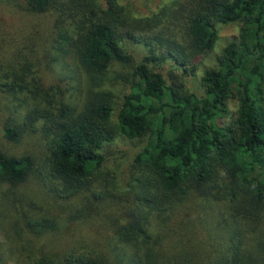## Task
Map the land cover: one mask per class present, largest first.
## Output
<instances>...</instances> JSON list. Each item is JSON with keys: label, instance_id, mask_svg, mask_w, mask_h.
<instances>
[{"label": "trees", "instance_id": "obj_1", "mask_svg": "<svg viewBox=\"0 0 264 264\" xmlns=\"http://www.w3.org/2000/svg\"><path fill=\"white\" fill-rule=\"evenodd\" d=\"M24 7L37 14L59 12L51 55L73 46L78 67L93 77H101L114 62L132 61L126 42L147 50L134 65L131 87L121 95L114 118L107 92H91L76 111L55 99L58 88L44 84L35 71L28 76L24 66L0 67V91L16 106L32 97L43 101L3 127V136L16 141L25 129L40 125L47 138L42 184L53 191L60 183L58 195L71 197L99 173L102 150L116 136L145 137L133 158L136 198L127 207L119 240L145 242L150 214L160 216L196 193L204 201H225L230 209L226 217L206 211L202 218L203 243L218 253L214 261L264 264V238L252 231L264 211V0H174L143 18L131 17L118 0H24ZM232 22L238 23L236 37L221 48L213 66L201 71L202 94L187 90L183 71L192 72L213 48L217 24ZM166 62L180 74L168 69L165 78L159 66ZM35 168L32 155L0 149V185L16 184ZM28 264L108 263L102 255L71 250L58 262L41 255Z\"/></svg>", "mask_w": 264, "mask_h": 264}, {"label": "rangeland", "instance_id": "obj_2", "mask_svg": "<svg viewBox=\"0 0 264 264\" xmlns=\"http://www.w3.org/2000/svg\"><path fill=\"white\" fill-rule=\"evenodd\" d=\"M118 2L131 17L143 18L170 6L174 0ZM58 13L54 9L32 13L25 9L24 0H0V67L14 69L15 65L24 66L28 76H31L29 72L35 71L44 84L58 88L55 99L65 100L76 111L82 108L91 92H107L113 100L114 118L121 95L131 87L134 65L141 61L147 50L140 44L126 42L132 61L114 62L101 77H93L78 67L73 46L65 54L51 55V44L59 24L54 20ZM217 30L213 48L192 72L183 71L184 86L198 95L203 92L199 82L202 69L213 66L221 48L236 37L238 23H218ZM178 35L177 31L176 37ZM159 67L165 78L168 69L178 71V74L181 71L171 62ZM32 103L41 104L43 101L40 97H32L25 104L16 106L0 91V149L16 155L28 153L36 163L35 171L24 180L13 185H0V264H28L41 255L58 262L71 250L102 255L108 264H218L214 261L218 253L210 252L203 243L202 218L207 212L217 219L226 217L230 209L225 201V204L204 201L196 193L187 194L160 216L150 214L145 242L124 243L119 240L117 234L126 220L127 207L136 198L132 192L133 158L145 144V137L116 136L102 150L104 160L99 173L89 178L85 186L71 197L58 195L62 188L60 183L53 191L44 186L40 173L46 159L47 138L40 125L34 130L25 129L16 141L3 136L5 122L9 118L18 120V114ZM228 106L233 110L234 100ZM44 176L45 179L48 177ZM137 205L143 208L142 203ZM262 215L252 231L264 238V211ZM42 219H48L46 222L49 223L41 222ZM34 220L38 225L31 222ZM119 254L120 258L117 257ZM261 258L264 262V257Z\"/></svg>", "mask_w": 264, "mask_h": 264}]
</instances>
